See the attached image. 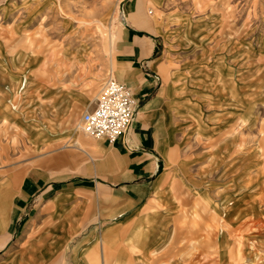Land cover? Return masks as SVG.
Segmentation results:
<instances>
[{
	"label": "rangeland",
	"instance_id": "rangeland-1",
	"mask_svg": "<svg viewBox=\"0 0 264 264\" xmlns=\"http://www.w3.org/2000/svg\"><path fill=\"white\" fill-rule=\"evenodd\" d=\"M110 77L159 102L153 192L44 207ZM5 167L53 187L0 212V264H264V0H0Z\"/></svg>",
	"mask_w": 264,
	"mask_h": 264
},
{
	"label": "crops",
	"instance_id": "crops-1",
	"mask_svg": "<svg viewBox=\"0 0 264 264\" xmlns=\"http://www.w3.org/2000/svg\"><path fill=\"white\" fill-rule=\"evenodd\" d=\"M151 86L149 79L141 78L140 87L135 89L136 96L142 95V91ZM158 103L155 96L151 97L145 105L146 109L141 108L137 112L128 133L116 142L100 139L95 145H91L88 140L75 139L74 144L71 145L73 149L67 152V156L71 158L67 163H71V166L67 165V171L73 172L69 183H66V188L50 194L48 200L45 199L44 207L49 205L50 208H54L59 203L82 204L90 201L96 192L97 195H103L111 190L110 188H113L112 192L116 199L120 197L122 200L124 197L125 201L133 204L140 202L148 193H152L153 188L149 179L155 174L154 151L151 136L141 120L145 113L151 111ZM78 126L81 127V124ZM16 172L18 171L15 168L1 169L0 212H9L11 205L16 212L25 211L36 195H38V198H35L38 205L42 206L39 196L44 198L43 194L50 192V188L53 187L42 190L41 177L36 178L33 175H23L18 182L11 183L10 175ZM115 203L120 208L123 205L119 200ZM8 220L9 218L7 222ZM9 226L10 222L5 228L9 229ZM5 234L7 232L4 231L0 234V240Z\"/></svg>",
	"mask_w": 264,
	"mask_h": 264
},
{
	"label": "built area",
	"instance_id": "built-area-1",
	"mask_svg": "<svg viewBox=\"0 0 264 264\" xmlns=\"http://www.w3.org/2000/svg\"><path fill=\"white\" fill-rule=\"evenodd\" d=\"M138 105L131 88L110 77L103 85L95 106L83 115L81 129L95 138L116 142L130 130Z\"/></svg>",
	"mask_w": 264,
	"mask_h": 264
}]
</instances>
